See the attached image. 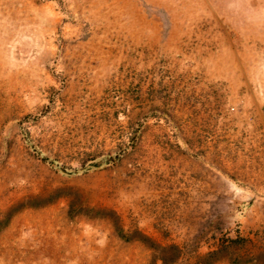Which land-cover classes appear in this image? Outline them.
<instances>
[{
	"label": "rangeland",
	"instance_id": "374dc122",
	"mask_svg": "<svg viewBox=\"0 0 264 264\" xmlns=\"http://www.w3.org/2000/svg\"><path fill=\"white\" fill-rule=\"evenodd\" d=\"M0 264H264V0H0Z\"/></svg>",
	"mask_w": 264,
	"mask_h": 264
},
{
	"label": "trees",
	"instance_id": "16d2710c",
	"mask_svg": "<svg viewBox=\"0 0 264 264\" xmlns=\"http://www.w3.org/2000/svg\"><path fill=\"white\" fill-rule=\"evenodd\" d=\"M171 248H174V249H177V247L175 246V245H172V246H170ZM212 253H206V254H204L203 255V258H206V257H208L209 255H211Z\"/></svg>",
	"mask_w": 264,
	"mask_h": 264
}]
</instances>
